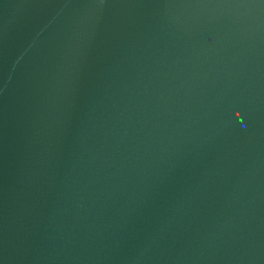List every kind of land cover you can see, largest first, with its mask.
<instances>
[{
	"label": "water",
	"instance_id": "95a60500",
	"mask_svg": "<svg viewBox=\"0 0 264 264\" xmlns=\"http://www.w3.org/2000/svg\"><path fill=\"white\" fill-rule=\"evenodd\" d=\"M0 264H264V0H0Z\"/></svg>",
	"mask_w": 264,
	"mask_h": 264
}]
</instances>
